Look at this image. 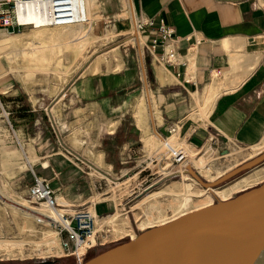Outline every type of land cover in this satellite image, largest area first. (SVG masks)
<instances>
[{"label":"rangeland","instance_id":"1","mask_svg":"<svg viewBox=\"0 0 264 264\" xmlns=\"http://www.w3.org/2000/svg\"><path fill=\"white\" fill-rule=\"evenodd\" d=\"M88 2V18L98 21L99 28L96 33L90 30L89 22L68 29L46 26L48 30L44 32L50 37L47 34L45 37L34 27L13 34L0 32V42L15 49L8 51L9 54L3 51L2 55H7L0 57V91H7L0 94V107L9 113L8 117L3 114L0 118V264L63 260L49 257L52 245L48 237L54 235L53 229L38 225L31 215L33 210L27 202V190L32 182L31 168L47 177L59 189L60 201L75 204L97 201L101 206L97 213V229L103 245L91 250L85 263L96 255L129 241L133 236L137 237L161 223H169L176 220L174 218L178 219L183 214L195 211L202 196H210L212 204L217 203L221 198L217 196L216 189L264 168L263 162L213 190L202 187L189 174L187 166L197 172L203 181L216 182L263 155L264 138L257 145L248 148L228 145L227 153H222L210 146L192 150L178 136V132L171 135L165 127L157 129V124H162V120H153L151 114L155 113L156 118L157 115L163 116L160 97L154 94V84L149 75L150 66L144 60V42L142 40L139 44L134 34L129 0ZM121 8L126 13L127 20L119 22L116 28L109 21L105 24L108 16ZM101 18L102 20H98ZM105 54L123 62L119 75H127L128 79H116V84L109 91L104 90V96H98L99 102L104 103L103 109L96 106L92 111L84 110L82 106L86 99H78L83 98L84 87L82 80L78 81V78L93 73L90 68L95 58ZM114 67L115 63L103 66L91 81V87L94 89L95 80L97 85H100V80L105 81L106 76L100 73H110L114 71ZM144 72L146 80L143 79ZM74 87H77L80 94L70 92ZM144 92L148 111L146 141L142 140L143 131L137 127L133 117L134 108ZM182 96L183 99L186 98L185 95ZM28 103H33L42 110L35 113L37 123L24 126V122L15 120L14 116L19 117L18 111L27 107ZM116 103L121 105L118 110L112 107ZM202 104L200 94H191L190 98L187 96L188 115L195 120L203 119L204 117L198 115ZM205 110L202 109L201 112L204 113ZM119 116L124 117L127 124L132 126L135 131L133 137L137 142H134V154L129 159L130 162L121 164V171L107 176L97 167H103V162L96 164V155L102 153L103 161V152L106 151L107 162L117 159L116 148L121 143L109 139V133L117 129L115 121ZM9 120L15 132L11 129ZM122 129L123 127L120 128ZM156 133L170 141L171 147L163 144ZM181 148L184 149L186 157L181 161H174L173 153L177 154ZM57 151L62 153L60 159H64L65 163H72L71 165L85 175L88 189L91 190L89 189L84 199L77 197L74 198L76 201L73 198L70 200L68 187H56L57 180L53 178L57 176L50 173V167L43 170L42 165L47 163L42 159L45 153L52 154ZM76 158L84 164L77 165ZM123 159L121 157L120 160ZM208 167L211 171L206 175ZM71 171L72 168L69 169V174ZM192 178L197 183H193ZM263 182L264 175L245 189L233 192L226 200L258 187ZM191 183L192 187H189L188 184ZM150 184L154 185L143 192ZM156 191L160 193L149 197V194ZM198 192L204 195L199 196ZM186 199L187 205L181 206L180 203ZM108 206L111 211L104 215ZM149 221L155 222L142 226ZM53 251L59 253L58 241ZM64 261L66 264H76L72 258H64ZM259 264L264 263L260 260Z\"/></svg>","mask_w":264,"mask_h":264},{"label":"crops","instance_id":"2","mask_svg":"<svg viewBox=\"0 0 264 264\" xmlns=\"http://www.w3.org/2000/svg\"><path fill=\"white\" fill-rule=\"evenodd\" d=\"M129 3L130 12L133 9L138 20L161 16L167 25L174 28L178 38L180 63L171 66L159 64L151 54L148 46L153 37L152 31L144 29L140 33V41L137 39L139 44L142 40L144 42V60L150 66L154 94L160 97L163 116L157 115L156 118L155 113L151 114L153 120H162V124H157V129L165 127L168 132L171 124L179 122L178 136L192 150L210 146L224 153L228 145L248 148L261 142L264 138V0H129ZM125 14L123 8L116 10L112 16H108L105 24L109 21L116 28L119 22L127 20ZM97 23L96 19L89 21L92 32L96 33L99 28ZM111 63H115L114 71L100 73L106 76V80H100V85L95 80L93 89L90 85L93 78L103 66ZM122 65V61L110 54L99 55L90 68L93 73L78 78L84 87L81 88L83 98H78L80 101L86 99L82 106L84 110L92 111L96 106L103 109L104 103L99 102L98 96H104V90L109 91L116 84V79H128L127 75H119ZM74 91L78 93L77 87L71 88L70 92ZM5 93L6 90L0 91V94ZM191 94H200L203 104L198 109V115L203 119L195 120L188 115L187 96L190 98ZM182 95L186 98L183 99ZM120 106L116 103L112 107L118 110ZM202 109H206L204 113ZM38 110L42 109L28 103L27 107L18 111L19 117L14 116V119L24 122V126L33 125L38 122L35 118ZM5 111L0 107V118ZM133 117L137 127L143 131L142 140L146 141L148 111L144 94L134 108ZM115 123L117 129L109 135H115L123 127L124 137L128 136V139L116 148L115 161H106V151L103 152V161L102 153L96 155V164L103 162V167H97L107 176L121 171L120 165L130 162L134 142H137L133 137L135 131L124 117L119 116ZM61 154L59 151L52 154L46 152L42 159L47 163L43 166L50 167V173L57 176L53 178L57 180L56 187H68L69 199H84L90 189L85 175L72 163L60 159ZM121 157H124V161L120 160ZM71 168L73 171L69 174ZM0 193L2 196V191ZM100 207L97 203V213ZM106 209L104 215L111 211L109 206Z\"/></svg>","mask_w":264,"mask_h":264},{"label":"water","instance_id":"3","mask_svg":"<svg viewBox=\"0 0 264 264\" xmlns=\"http://www.w3.org/2000/svg\"><path fill=\"white\" fill-rule=\"evenodd\" d=\"M263 162L264 154L213 183L203 181L191 167L187 170L202 187L211 190ZM263 253L264 182L228 201L218 200L148 229L85 264H259Z\"/></svg>","mask_w":264,"mask_h":264},{"label":"built area","instance_id":"4","mask_svg":"<svg viewBox=\"0 0 264 264\" xmlns=\"http://www.w3.org/2000/svg\"><path fill=\"white\" fill-rule=\"evenodd\" d=\"M31 9L30 14L20 19L23 9ZM89 22L82 17L79 0H0V31L6 34L21 32L28 27L50 26L63 27ZM153 33L148 48L159 64L171 66L180 63L178 38L172 26L166 24L161 16L137 21V29L141 33L144 29ZM5 111V110H4ZM7 117L9 113L5 111ZM11 129L15 132L11 121ZM180 123L171 124L168 132L173 135L179 132ZM184 149L173 153L174 161H181L186 157ZM77 159V158H76ZM84 164L82 160L77 159ZM43 169L47 167L43 166ZM32 182L27 190V202L30 209L36 212H44L48 218L42 215L36 216V223L41 226L51 227L59 242V253L50 252L49 257L72 258L76 264H83L88 253L99 245L97 201H85L83 203H67L60 201L59 189H56L51 180L36 172L33 168ZM154 184L144 188L143 192ZM55 248V247H54Z\"/></svg>","mask_w":264,"mask_h":264},{"label":"bare ground","instance_id":"5","mask_svg":"<svg viewBox=\"0 0 264 264\" xmlns=\"http://www.w3.org/2000/svg\"><path fill=\"white\" fill-rule=\"evenodd\" d=\"M88 2V0H79V4H80V11H81V15H82V17H85L86 19H89L88 18V8L89 7H87V4H89V2ZM29 8V7H28ZM24 11H22L21 13H20V19L22 20V19H24L25 17H26V15H28V14H30V12H31V9L29 8L28 10H26V9H23ZM90 11V10H89ZM132 11V13L130 12V14H131V18H132V20H133V30H134V34L136 35V39H138L139 41H140V33H139V31H138V29H137V21H138V19H137V16H136V14H135V12L133 11V9L131 10ZM83 23H80V24H78V25H82ZM86 24V23H85ZM84 24V25H85ZM77 25V26H78ZM71 26H74V25H71ZM71 26H63L65 29H68V28H70ZM46 26H41V25H37L35 28L37 29L36 31L37 32H42L44 35H45V37H46V32H44V31H47L48 30V28H45ZM1 32V31H0ZM43 34H42V36H43ZM55 37H58L56 34H53ZM86 34H84V36H85ZM47 37H50L48 34H47ZM86 37V36H85ZM134 37V36H133ZM58 38H61V37H58ZM132 38V37H131ZM1 41V40H0ZM0 49H2V51L0 52V57L1 56H4V55H7V54H9L10 52H8V51H10L11 49H14V47H9V46H7V45H3V43H1L0 42ZM15 50V49H14ZM3 51H5V53H6V51H7V54H4V55H2V52ZM33 51H36V50H33ZM144 96H146V92H144ZM155 131V130H154ZM157 134V133H156ZM157 136H159L160 137V139H161V141H162V143L163 144H165V145H167L168 147H171V142L170 141H168V140H166L165 138H163L160 134H157ZM187 164V163H186ZM185 164V165H186ZM189 165V164H188ZM187 167H190V166H187ZM255 168V167H254ZM252 170V169H251ZM210 171H211V168L210 167H208V171L206 172V175H208L209 173H210ZM264 175V168H263V170H260V171H257V172H255V173H253L252 175H250V176H243L242 178H240V179H238L237 181H235V182H233L232 184H229V185H227V186H224V187H221V188H218V187H216V188H218V189H216V193H217V196H219L220 198H221V201H228V200H226V199H228L229 198V196L233 193V192H235V191H237V190H242V189H245V187H247V186H250L251 184H253V182L254 181H257V180H259L262 176ZM192 181H193V183H197V181L195 180V179H193L192 178ZM193 183H191V184H188L189 185V187H192V184ZM207 189V188H206ZM214 188H211V190H213ZM210 190V189H209ZM191 192V191H190ZM160 192L159 191H156V192H154V193H152V194H149V197H151V196H154V195H157V194H159ZM194 193V192H193ZM199 196H202V195H204V194H201V192H198L197 193ZM146 198H144V200H145ZM143 200V201H144ZM187 200L188 199H186V201L185 202H181L180 203V205L181 206H185V205H187ZM198 208L195 210V211H198V210H201V209H204V208H207V207H210L211 205H213L212 204V199L210 198V196H202V197H200L199 198V203H198ZM29 210V209H28ZM195 211H193V212H195ZM27 212H29V211H27ZM31 212V211H30ZM190 213H192V212H190ZM34 214V215H33ZM189 214V213H188ZM31 215L32 216H34V218H36V216H38V215H42L43 217H45V220H46V218H48L49 216H47V215H45L44 214V212H40V210H39V212H36V211H34L33 213L31 212ZM183 215H187V214H183ZM174 219H176L177 220V218H174ZM179 219V218H178ZM162 221V220H161ZM173 221V220H172ZM171 221V222H172ZM175 221V220H174ZM155 221H149L148 223H144V224H142V226H145V225H152L153 223H154ZM170 223V222H169ZM166 224H168L167 222H164V223H161V224H159L158 226H155V227H160V226H163V225H166ZM155 227H153V228H155ZM49 239H50V241H49V243H51V245H52V248H51V252L53 253V249H54V247H55V244L57 243V238L55 237V235H50L49 237H48ZM136 237H132L131 239H135ZM49 252V251H48ZM261 261H262V263H264V253L261 255ZM260 263V262H259ZM84 264V263H83Z\"/></svg>","mask_w":264,"mask_h":264},{"label":"trees","instance_id":"6","mask_svg":"<svg viewBox=\"0 0 264 264\" xmlns=\"http://www.w3.org/2000/svg\"><path fill=\"white\" fill-rule=\"evenodd\" d=\"M109 139H112V141L114 140L115 142L120 144L123 143V141L127 140L128 136L124 137L123 130H118L115 135H112L111 137H109Z\"/></svg>","mask_w":264,"mask_h":264},{"label":"flooded vegetation","instance_id":"7","mask_svg":"<svg viewBox=\"0 0 264 264\" xmlns=\"http://www.w3.org/2000/svg\"><path fill=\"white\" fill-rule=\"evenodd\" d=\"M67 262L63 260L53 261L51 263L36 262V263H4V264H66Z\"/></svg>","mask_w":264,"mask_h":264}]
</instances>
